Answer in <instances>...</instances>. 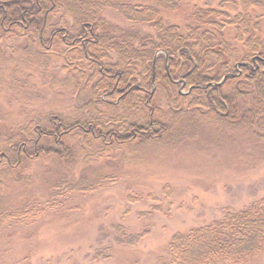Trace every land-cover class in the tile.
<instances>
[{"label": "trees", "instance_id": "1", "mask_svg": "<svg viewBox=\"0 0 264 264\" xmlns=\"http://www.w3.org/2000/svg\"><path fill=\"white\" fill-rule=\"evenodd\" d=\"M225 3L241 10L230 15L223 10ZM263 5L264 0H220L216 7H195L180 28L166 17L179 9L175 0H0V42L24 37L29 62L45 74L52 62L60 63L65 73L60 85L87 88L89 95L74 117L50 112L18 128L13 146L6 137L0 176L45 155L63 162L80 149L82 155L76 156L85 161L117 148L166 141L174 131L163 119L176 109L190 108L193 118L211 114L214 121L227 124L249 118L264 128V38L255 13ZM106 9L132 26L110 23L103 16ZM140 25L153 32L140 33L134 28ZM158 50L162 54L155 55ZM181 81L190 88L186 95L178 92ZM159 95L165 110L157 104ZM185 98H191L188 105ZM92 148L95 153H87ZM72 181L69 173L53 180L44 205L62 204L60 193L64 198L73 190L92 188ZM8 216L13 215L1 211L0 220ZM139 235H129L131 242ZM263 250L260 199L174 234L167 244L168 258L160 264H238Z\"/></svg>", "mask_w": 264, "mask_h": 264}, {"label": "rangeland", "instance_id": "2", "mask_svg": "<svg viewBox=\"0 0 264 264\" xmlns=\"http://www.w3.org/2000/svg\"><path fill=\"white\" fill-rule=\"evenodd\" d=\"M175 1L179 9L166 17L183 28L195 7H216L220 0ZM223 10L233 15L241 9L225 3ZM255 13L264 38V5ZM103 16L132 26L114 10H104ZM134 28L153 32L146 25ZM26 44L22 36L0 42V152L5 138L13 146L18 128L32 118L50 112L74 117L89 98L87 88L60 85L65 76L60 63L52 62L45 74L29 62ZM183 87L178 92L186 95L190 88ZM158 99L165 110L163 97ZM117 110L121 113V106ZM190 110L176 109L164 117L174 131L166 141L117 148L85 161L76 156L82 155L80 149L63 162L45 155L31 159L23 170L1 173L0 213L13 216L0 220V264H160L168 258L174 234L217 219L226 209L240 211L264 200V128L249 118L214 121L204 107L210 116L193 118ZM63 173L72 175L75 186L92 188L64 198L60 193L62 204L47 208L52 182ZM129 235L139 238L131 242ZM238 264H264V250Z\"/></svg>", "mask_w": 264, "mask_h": 264}, {"label": "water", "instance_id": "3", "mask_svg": "<svg viewBox=\"0 0 264 264\" xmlns=\"http://www.w3.org/2000/svg\"><path fill=\"white\" fill-rule=\"evenodd\" d=\"M181 85L183 86V82L181 81ZM181 89V88H180ZM190 90V89H189ZM180 92V91H179Z\"/></svg>", "mask_w": 264, "mask_h": 264}]
</instances>
